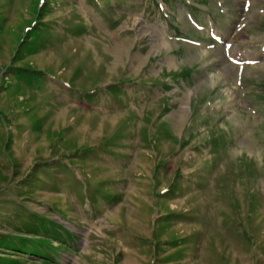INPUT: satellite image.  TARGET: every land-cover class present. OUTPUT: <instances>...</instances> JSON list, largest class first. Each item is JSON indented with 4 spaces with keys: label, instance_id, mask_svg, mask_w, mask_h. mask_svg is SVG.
I'll use <instances>...</instances> for the list:
<instances>
[{
    "label": "rangeland",
    "instance_id": "obj_1",
    "mask_svg": "<svg viewBox=\"0 0 264 264\" xmlns=\"http://www.w3.org/2000/svg\"><path fill=\"white\" fill-rule=\"evenodd\" d=\"M0 264H264V0H0Z\"/></svg>",
    "mask_w": 264,
    "mask_h": 264
},
{
    "label": "bare ground",
    "instance_id": "obj_2",
    "mask_svg": "<svg viewBox=\"0 0 264 264\" xmlns=\"http://www.w3.org/2000/svg\"><path fill=\"white\" fill-rule=\"evenodd\" d=\"M141 260V259H140Z\"/></svg>",
    "mask_w": 264,
    "mask_h": 264
}]
</instances>
